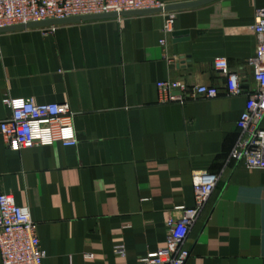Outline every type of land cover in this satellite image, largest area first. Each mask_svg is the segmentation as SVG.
I'll list each match as a JSON object with an SVG mask.
<instances>
[{
  "label": "crops",
  "instance_id": "crops-1",
  "mask_svg": "<svg viewBox=\"0 0 264 264\" xmlns=\"http://www.w3.org/2000/svg\"><path fill=\"white\" fill-rule=\"evenodd\" d=\"M259 8L264 0H218L178 11L170 34L160 14L0 33V122L5 99L75 114V147L11 151L0 133V194L35 222L43 264H137L166 245L175 209L194 205L195 172L219 179L185 264H264V169L229 160L255 88L248 28ZM215 59L239 76L241 96L227 94ZM164 81L219 95L164 104Z\"/></svg>",
  "mask_w": 264,
  "mask_h": 264
},
{
  "label": "built area",
  "instance_id": "built-area-1",
  "mask_svg": "<svg viewBox=\"0 0 264 264\" xmlns=\"http://www.w3.org/2000/svg\"><path fill=\"white\" fill-rule=\"evenodd\" d=\"M170 0H0V29L70 17L163 9ZM176 12H162L163 33L173 30ZM56 27L41 28L53 31ZM248 31L255 37L257 49L248 64L252 67L254 91L247 95L243 112L237 121L238 140L229 160L243 162L251 169H264V8L256 9L254 23ZM161 45L164 40H161ZM214 69L226 80L230 97L243 94L239 76L230 72L224 59H215ZM161 103H184L198 99L211 100L219 95L212 86L188 87L178 81L156 84ZM177 92V95L175 93ZM10 110L8 119L0 122V133L11 151L45 147L59 143L75 147V114L67 103L36 104L30 99H5ZM219 177L207 172L192 174L194 205L178 207L179 217L167 222V242L155 252L142 257L137 264H185L189 251L185 243L189 233L206 207ZM123 255L122 247L116 249ZM1 264H43L45 252L40 246L37 227L28 212L19 207L9 194H0Z\"/></svg>",
  "mask_w": 264,
  "mask_h": 264
},
{
  "label": "water",
  "instance_id": "water-1",
  "mask_svg": "<svg viewBox=\"0 0 264 264\" xmlns=\"http://www.w3.org/2000/svg\"><path fill=\"white\" fill-rule=\"evenodd\" d=\"M218 0H196L184 3H175L165 6L163 9H152V10H140V11H132V12H122L120 14L109 13V14H99V15H91V16H80V17H70L65 19H54V20H46L40 22H32L26 25H16L7 28L0 29L1 32H12V31H22V30H30V29H41V28H49V27H58L63 25L76 24L80 22H91V21H99L106 19H115L118 17H127V16H136V15H153L160 14L162 12H178L183 10H192L198 9L200 7L206 6Z\"/></svg>",
  "mask_w": 264,
  "mask_h": 264
}]
</instances>
